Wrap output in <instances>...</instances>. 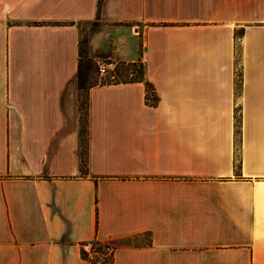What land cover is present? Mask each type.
<instances>
[{
  "label": "crops",
  "instance_id": "obj_1",
  "mask_svg": "<svg viewBox=\"0 0 264 264\" xmlns=\"http://www.w3.org/2000/svg\"><path fill=\"white\" fill-rule=\"evenodd\" d=\"M82 44L142 63L88 88L83 134ZM95 240L264 264V0H0V264H92Z\"/></svg>",
  "mask_w": 264,
  "mask_h": 264
},
{
  "label": "rangeland",
  "instance_id": "obj_2",
  "mask_svg": "<svg viewBox=\"0 0 264 264\" xmlns=\"http://www.w3.org/2000/svg\"><path fill=\"white\" fill-rule=\"evenodd\" d=\"M84 28L81 30L83 31ZM83 36V34H82ZM83 41V37L81 39ZM82 52L81 60H80V79L79 85L81 87L80 93L83 97V102H86V93L89 87L99 83L113 82V81H121L124 79H130L136 75V72L140 69V62H136L134 65L128 66L124 62H116V61H92L90 59H86L83 53V44L81 45ZM104 64L106 66V73L101 74L99 72V67ZM142 64V63H141ZM110 65V66H107ZM86 110V107H85ZM85 131V130H84ZM85 139L82 142V148L80 149V153L85 155ZM81 250L86 253V258L91 261L92 264H111L112 256H111V247L107 242H103L98 244L96 241L85 242L81 245Z\"/></svg>",
  "mask_w": 264,
  "mask_h": 264
},
{
  "label": "trees",
  "instance_id": "obj_3",
  "mask_svg": "<svg viewBox=\"0 0 264 264\" xmlns=\"http://www.w3.org/2000/svg\"><path fill=\"white\" fill-rule=\"evenodd\" d=\"M88 59V58H86ZM80 60H81V54H80ZM136 62H130V63H126L128 66L130 65H134ZM139 66V70L136 72V75L130 79H124V80H121V81H141L142 79V64L140 62V64L138 65ZM81 71V70H80ZM117 81H113V82H110V83H115ZM106 83H109V82H106ZM103 84V83H101ZM80 90H81V87H80ZM148 98L150 100H148ZM146 101L148 103H154L156 101V97L154 96V93H153V89L152 87L149 85V84H146ZM80 107H81V123H82V130H81V133L83 134L84 133V129H83V126H84V123H85V119H86V110H85V107L87 108V102H83V97H82V94L80 93ZM84 156L85 155H82L81 154V163L82 165H84ZM98 244L100 243H103V242H100V241H97L95 240ZM81 254H82V257L86 258V253L84 251L81 250ZM111 256H112V249H111ZM112 261V260H111ZM112 264V263H111Z\"/></svg>",
  "mask_w": 264,
  "mask_h": 264
},
{
  "label": "built area",
  "instance_id": "obj_4",
  "mask_svg": "<svg viewBox=\"0 0 264 264\" xmlns=\"http://www.w3.org/2000/svg\"><path fill=\"white\" fill-rule=\"evenodd\" d=\"M107 66H110V65H107ZM99 72L101 74H105L106 73V66L104 64H102L100 67H99ZM98 264H100V262H98Z\"/></svg>",
  "mask_w": 264,
  "mask_h": 264
}]
</instances>
